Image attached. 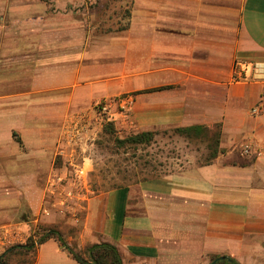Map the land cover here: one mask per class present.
Segmentation results:
<instances>
[{
	"label": "crops",
	"instance_id": "obj_1",
	"mask_svg": "<svg viewBox=\"0 0 264 264\" xmlns=\"http://www.w3.org/2000/svg\"><path fill=\"white\" fill-rule=\"evenodd\" d=\"M106 2L0 0V232L12 246L57 230L88 260L108 243L123 264H264V0H121L124 27L87 28L113 12ZM126 95L141 133L216 128L221 152L90 199L74 237L57 163L65 135ZM34 257L80 264L57 237Z\"/></svg>",
	"mask_w": 264,
	"mask_h": 264
},
{
	"label": "rangeland",
	"instance_id": "obj_2",
	"mask_svg": "<svg viewBox=\"0 0 264 264\" xmlns=\"http://www.w3.org/2000/svg\"><path fill=\"white\" fill-rule=\"evenodd\" d=\"M120 2L107 0L105 7L113 12L110 15L106 13L105 18L98 19L97 16L93 22L86 20L87 28L100 30L107 26L124 27L128 11L119 8ZM96 7V12H100L99 5ZM80 10L82 13L83 7ZM108 15L115 17V20L106 22ZM119 99L103 100L115 102L106 112L100 111L97 104L94 114L96 120L91 124L89 116L77 119L76 124L68 129L65 135L68 141L57 158V163L64 168V197L61 203L65 209L63 224L74 237L83 228L85 207L90 199L114 188L182 171L190 160L206 164L215 151L216 128L209 133L193 134L191 137L181 135L176 129L160 130L154 132L150 142H133L131 138L141 133L134 117V108H123ZM14 246L2 253L0 264H33L34 252L27 254L17 250L7 253Z\"/></svg>",
	"mask_w": 264,
	"mask_h": 264
},
{
	"label": "trees",
	"instance_id": "obj_3",
	"mask_svg": "<svg viewBox=\"0 0 264 264\" xmlns=\"http://www.w3.org/2000/svg\"><path fill=\"white\" fill-rule=\"evenodd\" d=\"M176 131L181 135L191 137L193 134L200 135L203 133H209L211 130L204 126H191L186 128H177ZM153 138L154 132H143L136 135L135 137H132L131 140L135 143H144L150 142L151 140H153ZM219 141L220 133L217 132L214 138L215 151L206 164L211 163L212 160H214L221 152L219 148ZM51 237H57L61 241L65 249H67L69 253L73 256V258L80 264H123L120 254L116 247L108 243L94 244L88 247L86 249V254L89 260L84 258L82 254L75 252L66 244L62 234L57 230H49L47 232H44L37 242H35L34 239L31 237L29 238L28 243L26 245H16L10 248L7 253H12L17 250L24 251L27 254L30 252H34L37 245L43 244ZM215 261H217L215 264H240L236 260L228 256L216 258Z\"/></svg>",
	"mask_w": 264,
	"mask_h": 264
},
{
	"label": "built area",
	"instance_id": "obj_4",
	"mask_svg": "<svg viewBox=\"0 0 264 264\" xmlns=\"http://www.w3.org/2000/svg\"><path fill=\"white\" fill-rule=\"evenodd\" d=\"M244 70L242 68V64L238 63L235 66L234 69V81L239 82V81H243L244 80ZM135 99H134V95H126L123 96L119 99V103L121 104V106L127 110H131L133 105H134ZM115 104L114 101H102L99 102L97 105V108L100 109V111H108L113 105ZM263 111V107L262 106H257L255 108H253L251 110V114L252 115H259L261 114V112ZM88 116V115H87ZM86 115H79L77 117H75L72 121H71V126L69 128H71L74 124H76L75 122L77 121V119L80 118H87ZM83 134V133H81ZM242 153L243 155H250L252 153V148L250 145H246L243 147L242 149ZM10 247L9 243L7 242V240L4 238V235L0 232V256L2 255V253L8 248Z\"/></svg>",
	"mask_w": 264,
	"mask_h": 264
},
{
	"label": "water",
	"instance_id": "obj_5",
	"mask_svg": "<svg viewBox=\"0 0 264 264\" xmlns=\"http://www.w3.org/2000/svg\"><path fill=\"white\" fill-rule=\"evenodd\" d=\"M218 260V259H217ZM217 261H214L213 263H211V264H215Z\"/></svg>",
	"mask_w": 264,
	"mask_h": 264
}]
</instances>
